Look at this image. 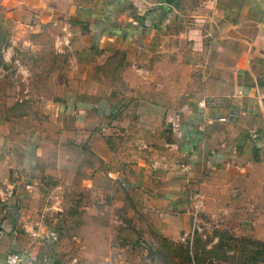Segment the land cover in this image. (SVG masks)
Returning <instances> with one entry per match:
<instances>
[{
    "label": "crops",
    "instance_id": "obj_1",
    "mask_svg": "<svg viewBox=\"0 0 264 264\" xmlns=\"http://www.w3.org/2000/svg\"><path fill=\"white\" fill-rule=\"evenodd\" d=\"M17 22L76 72L44 120L0 114V264L126 261L117 234L200 215L264 244V0H0Z\"/></svg>",
    "mask_w": 264,
    "mask_h": 264
},
{
    "label": "rangeland",
    "instance_id": "obj_2",
    "mask_svg": "<svg viewBox=\"0 0 264 264\" xmlns=\"http://www.w3.org/2000/svg\"><path fill=\"white\" fill-rule=\"evenodd\" d=\"M50 30L44 27L34 30L18 22L0 30V114L5 118L25 114L48 117L50 114L46 111L55 109L69 77L76 72L70 52L62 50ZM86 217L92 218L91 222L88 219L90 225L99 222L97 215L86 214ZM236 218L233 214L229 223L232 228L239 223ZM208 219L200 215L192 234L190 231L185 239L161 240L154 233L150 239L138 237L133 251L128 242L123 244L127 238L119 233L120 244L116 248L127 260L117 256L113 264H204L205 261V264H264L262 242L213 226L214 219H211L213 223ZM99 231L101 236L108 237L106 231L101 228ZM84 232L89 236L94 233Z\"/></svg>",
    "mask_w": 264,
    "mask_h": 264
},
{
    "label": "built area",
    "instance_id": "obj_3",
    "mask_svg": "<svg viewBox=\"0 0 264 264\" xmlns=\"http://www.w3.org/2000/svg\"><path fill=\"white\" fill-rule=\"evenodd\" d=\"M190 234H192V231L190 232ZM187 235H189V232L184 233L182 239H185ZM5 264H25L24 257L22 255V253L11 252L7 255Z\"/></svg>",
    "mask_w": 264,
    "mask_h": 264
}]
</instances>
